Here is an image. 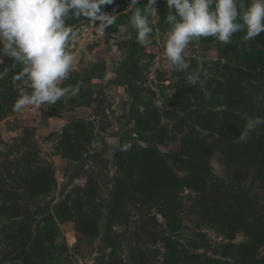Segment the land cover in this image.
Here are the masks:
<instances>
[{
  "label": "rangeland",
  "instance_id": "rangeland-1",
  "mask_svg": "<svg viewBox=\"0 0 264 264\" xmlns=\"http://www.w3.org/2000/svg\"><path fill=\"white\" fill-rule=\"evenodd\" d=\"M130 5L102 6L115 15L105 33L66 18L76 63L61 86L80 91L55 105L13 111L31 88L0 58V264H264V124L237 139L264 117V32L190 43L204 82L189 85L164 52L166 0L148 47ZM140 149L160 154L165 176L153 166L136 180Z\"/></svg>",
  "mask_w": 264,
  "mask_h": 264
},
{
  "label": "clouds",
  "instance_id": "clouds-1",
  "mask_svg": "<svg viewBox=\"0 0 264 264\" xmlns=\"http://www.w3.org/2000/svg\"><path fill=\"white\" fill-rule=\"evenodd\" d=\"M170 10L166 23L170 26L164 43L169 66L175 72L186 73L189 85L203 83L199 70L190 68L184 52L190 43L201 37H214L223 44L231 43L237 32H244L245 41L264 32V0H166ZM114 0H0V58L9 57L21 66L16 79L23 80L31 92L19 96L13 111L20 113L28 106L55 105L61 98L78 95L80 85L62 87L74 69L76 57L68 51L77 32L66 18H88L100 21L98 32L115 23V15L103 11L102 6ZM135 7L129 23L136 31V43L151 45L153 27L150 17L157 13L158 0H148ZM95 62L94 57H89ZM206 75V73L204 74ZM143 111V109H141ZM264 124V117L248 118L237 138L247 142L249 133ZM131 144L122 146L128 150Z\"/></svg>",
  "mask_w": 264,
  "mask_h": 264
},
{
  "label": "trees",
  "instance_id": "trees-1",
  "mask_svg": "<svg viewBox=\"0 0 264 264\" xmlns=\"http://www.w3.org/2000/svg\"><path fill=\"white\" fill-rule=\"evenodd\" d=\"M156 121L158 122L159 119H156ZM142 135V134H141ZM143 136V135H142ZM153 150H145V149H140L139 152V160H140V164H139V169L138 170V174H136V180L140 181L141 176L139 175L142 171L144 172V176H146L147 178L150 177V174L152 172V168L153 166H156L155 170L153 171V175H157V173L159 172L161 176H165L166 172L162 169V164H161V156L159 153L155 152L153 154ZM154 161V162H153ZM176 167L175 164H173V166H171V168ZM228 175H231L230 170H228ZM147 189V193L150 194L151 197H155L160 193V188L159 187H148Z\"/></svg>",
  "mask_w": 264,
  "mask_h": 264
}]
</instances>
